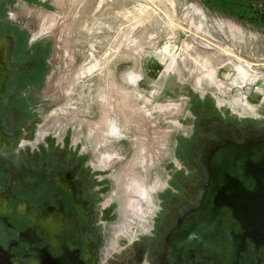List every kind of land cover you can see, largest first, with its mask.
<instances>
[{
    "label": "rangeland",
    "instance_id": "rangeland-1",
    "mask_svg": "<svg viewBox=\"0 0 264 264\" xmlns=\"http://www.w3.org/2000/svg\"><path fill=\"white\" fill-rule=\"evenodd\" d=\"M38 1L43 7L17 6L9 19L48 45L38 138L88 156L90 174L105 184L107 240L122 247L148 231L159 194L176 183L193 125L216 113L264 122V23L220 15L197 0ZM134 157L149 201L129 217L115 176Z\"/></svg>",
    "mask_w": 264,
    "mask_h": 264
},
{
    "label": "flooded vegetation",
    "instance_id": "flooded-vegetation-1",
    "mask_svg": "<svg viewBox=\"0 0 264 264\" xmlns=\"http://www.w3.org/2000/svg\"><path fill=\"white\" fill-rule=\"evenodd\" d=\"M39 3L0 0V264H264V122L218 113L191 127L148 231L107 240L105 184L88 156L38 138L48 45L9 19ZM135 159L115 176L129 217L149 201Z\"/></svg>",
    "mask_w": 264,
    "mask_h": 264
},
{
    "label": "trees",
    "instance_id": "trees-1",
    "mask_svg": "<svg viewBox=\"0 0 264 264\" xmlns=\"http://www.w3.org/2000/svg\"><path fill=\"white\" fill-rule=\"evenodd\" d=\"M220 15L248 23H264V0H197Z\"/></svg>",
    "mask_w": 264,
    "mask_h": 264
},
{
    "label": "bare ground",
    "instance_id": "bare-ground-1",
    "mask_svg": "<svg viewBox=\"0 0 264 264\" xmlns=\"http://www.w3.org/2000/svg\"><path fill=\"white\" fill-rule=\"evenodd\" d=\"M164 52L167 53V52H168V49L165 48V49H164ZM247 84H248V83H247ZM247 90H248V88H247ZM246 92H248V91H246Z\"/></svg>",
    "mask_w": 264,
    "mask_h": 264
}]
</instances>
